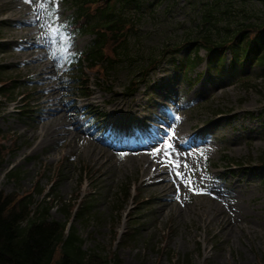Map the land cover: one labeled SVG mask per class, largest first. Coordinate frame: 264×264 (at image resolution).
Wrapping results in <instances>:
<instances>
[{
    "label": "rangeland",
    "instance_id": "1",
    "mask_svg": "<svg viewBox=\"0 0 264 264\" xmlns=\"http://www.w3.org/2000/svg\"><path fill=\"white\" fill-rule=\"evenodd\" d=\"M202 2L143 0L135 28L149 47L185 37L200 30ZM227 2L231 25L256 19L255 0L221 5ZM70 12L53 0H0L1 77L22 75L45 89L22 110L0 99V192L34 193L37 202L48 193L49 217L73 225L83 250L117 255L123 264H264V83L258 69L221 77L225 71L209 75L203 62L188 75L201 74L193 82L164 61L149 74L151 83L131 96L126 88L141 80L134 79L138 70L106 77L89 72L91 95L81 98L67 54L84 51L91 38L60 40L55 24ZM52 86L60 91L49 92ZM119 116L139 137L125 143L107 136V121ZM167 132L178 145L170 159L182 165L183 179L163 151H152L164 148ZM232 159L243 163L229 164ZM78 208L83 211L76 215Z\"/></svg>",
    "mask_w": 264,
    "mask_h": 264
},
{
    "label": "trees",
    "instance_id": "2",
    "mask_svg": "<svg viewBox=\"0 0 264 264\" xmlns=\"http://www.w3.org/2000/svg\"><path fill=\"white\" fill-rule=\"evenodd\" d=\"M110 1L112 0L106 3L103 12H98L97 20L87 18L82 26L96 33V39L85 55L91 62L110 64L105 55L109 40L118 41V54L126 49V21L121 16L114 15L110 6L116 2ZM100 23L104 32L98 31ZM199 38L209 41L208 53L225 47H231L235 57L238 53L244 55L256 52L257 58L244 57L250 63L257 60L256 63L264 65V24L236 32L226 46L217 42L210 34L200 35ZM194 42H198V39L191 40V43ZM112 54L115 58L116 54L113 51ZM191 63L194 65V62ZM48 197L47 194L43 202H36L29 193L19 195L16 192H0V264H108L110 261L112 264H123L117 255L107 258L98 252L83 250L82 240L73 225L66 231V222L49 217L51 200H47ZM64 208V204L60 206V209ZM82 211V208H78L75 214Z\"/></svg>",
    "mask_w": 264,
    "mask_h": 264
},
{
    "label": "snow or ice",
    "instance_id": "3",
    "mask_svg": "<svg viewBox=\"0 0 264 264\" xmlns=\"http://www.w3.org/2000/svg\"><path fill=\"white\" fill-rule=\"evenodd\" d=\"M57 7H58V5H57ZM57 19H58V17H57ZM52 30L55 31V29H52ZM165 134L167 135L168 138H167V140H163L164 148L162 149L161 147L157 146V147H154L152 149V151L157 153V154H160L163 151L165 159L169 160L170 165L177 169L175 175L177 177L183 179V174L179 170L182 167V165L180 164L179 161L174 160V159H170L173 156V149L178 147L177 144L173 143L174 134H172L171 132H167ZM184 166H186V165H184Z\"/></svg>",
    "mask_w": 264,
    "mask_h": 264
},
{
    "label": "bare ground",
    "instance_id": "4",
    "mask_svg": "<svg viewBox=\"0 0 264 264\" xmlns=\"http://www.w3.org/2000/svg\"><path fill=\"white\" fill-rule=\"evenodd\" d=\"M24 48H26V49L28 50V54H29V55H31V54L33 53L31 47L26 46V47H24ZM33 59H34V58H32L31 60H33ZM52 110H53V111H56L57 109L53 107ZM115 126H116V127H124L125 124H124L122 121H118V122L115 124ZM135 135H136V134H135ZM124 139H125V138H124Z\"/></svg>",
    "mask_w": 264,
    "mask_h": 264
}]
</instances>
